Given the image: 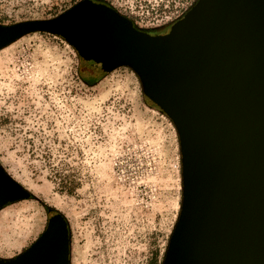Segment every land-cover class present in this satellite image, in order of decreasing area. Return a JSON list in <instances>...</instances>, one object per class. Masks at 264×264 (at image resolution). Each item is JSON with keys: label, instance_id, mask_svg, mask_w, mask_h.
Here are the masks:
<instances>
[{"label": "rangeland", "instance_id": "1", "mask_svg": "<svg viewBox=\"0 0 264 264\" xmlns=\"http://www.w3.org/2000/svg\"><path fill=\"white\" fill-rule=\"evenodd\" d=\"M79 1L0 0V23L53 18ZM94 1L153 30L197 0ZM145 2L164 18H136ZM146 98L130 67L89 73L62 36L33 32L0 49V162L32 193L0 209L1 257L62 213L71 264L163 263L182 207V155L174 123Z\"/></svg>", "mask_w": 264, "mask_h": 264}, {"label": "water", "instance_id": "2", "mask_svg": "<svg viewBox=\"0 0 264 264\" xmlns=\"http://www.w3.org/2000/svg\"><path fill=\"white\" fill-rule=\"evenodd\" d=\"M62 36L97 71L130 67L174 123L183 200L162 264H264V0H197L164 34L110 4L81 0L53 18L0 23V49ZM32 193L0 162V209ZM62 213L0 264H71Z\"/></svg>", "mask_w": 264, "mask_h": 264}, {"label": "built area", "instance_id": "3", "mask_svg": "<svg viewBox=\"0 0 264 264\" xmlns=\"http://www.w3.org/2000/svg\"><path fill=\"white\" fill-rule=\"evenodd\" d=\"M195 2V1H194ZM192 4H189L188 6H185V8H183V10L181 11L180 14H178L176 16V18H181L190 8H191ZM161 4H157L155 6L149 5L147 2L142 3L140 5V9L138 10H130L133 13H135V17L136 18H164L161 14H159L160 10H161ZM154 12L158 15L154 16ZM166 14V12H165Z\"/></svg>", "mask_w": 264, "mask_h": 264}, {"label": "flooded vegetation", "instance_id": "4", "mask_svg": "<svg viewBox=\"0 0 264 264\" xmlns=\"http://www.w3.org/2000/svg\"><path fill=\"white\" fill-rule=\"evenodd\" d=\"M101 3H106L108 4L107 2L105 1H99ZM111 5V4H110ZM112 6V5H111ZM114 7V6H113ZM115 8V7H114ZM116 9V8H115ZM128 17V16H127ZM134 24L139 27V25L137 24V22L135 20H133L132 18H130ZM179 18H176V19H172L170 21H168L167 23L165 24H162V25H159L157 28L153 29V30H146V31H149V32H153V33H157V34H164L166 32H168L170 30V28L172 27L173 23H175ZM55 213L54 211H51L50 210V216Z\"/></svg>", "mask_w": 264, "mask_h": 264}, {"label": "trees", "instance_id": "5", "mask_svg": "<svg viewBox=\"0 0 264 264\" xmlns=\"http://www.w3.org/2000/svg\"><path fill=\"white\" fill-rule=\"evenodd\" d=\"M196 2V1H195ZM82 59V58H81ZM83 61H84V63H85V69H87V71L89 72V73H91V72H95V70L93 69V68H91L88 64H87V62H86V60H84V59H82ZM83 80L86 82V83H89V81L86 79V78H83ZM146 102H147V104L148 105H150V106H152L153 108H156V109H158V110H160L162 113H165L159 106H157L156 104H154L149 98H146Z\"/></svg>", "mask_w": 264, "mask_h": 264}, {"label": "bare ground", "instance_id": "6", "mask_svg": "<svg viewBox=\"0 0 264 264\" xmlns=\"http://www.w3.org/2000/svg\"><path fill=\"white\" fill-rule=\"evenodd\" d=\"M13 245V243H9L8 241H5V244L2 245L3 248H10Z\"/></svg>", "mask_w": 264, "mask_h": 264}]
</instances>
